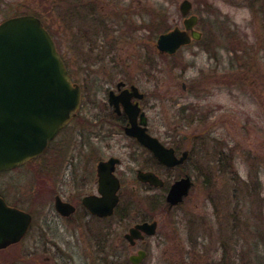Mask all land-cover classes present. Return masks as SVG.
Segmentation results:
<instances>
[{
    "label": "rangeland",
    "instance_id": "374dc122",
    "mask_svg": "<svg viewBox=\"0 0 264 264\" xmlns=\"http://www.w3.org/2000/svg\"><path fill=\"white\" fill-rule=\"evenodd\" d=\"M180 1L0 0V21L18 14L39 17L73 80L83 83L89 91L95 90V86L114 85L124 78L150 92L157 86V101L150 99L156 106L149 114L153 116L156 112L163 142L170 141L174 130L179 138L186 134L202 136L203 147L183 166L159 171L168 184L185 173L191 177L193 185L181 204L170 213L156 206L158 210L152 213L154 208L149 211L147 202L153 194H163V190H140L143 211L148 210L150 216L158 218L157 231L148 238L144 264H211L223 255L215 264H264V42L258 44L261 51L258 45L253 50L255 63H252L253 30L248 3L234 6L228 0H192L193 11L200 15L206 1L212 10L230 13L236 26L232 24L228 29L232 32L228 36L229 47L236 48L231 51L238 55L225 50L218 77L207 82L200 81L211 69L203 51L195 57L186 51L177 59L159 58V68L154 70L149 65L152 61L145 57L153 51L156 28L147 21L159 17L172 25L174 19H180ZM89 2L94 9L91 12H95L100 22L93 24L89 9L79 8ZM139 21L144 22V28H140ZM176 62L184 68L180 65L174 68ZM182 82L192 84L193 91L182 92ZM175 83L177 86L172 88ZM181 92L183 96L178 99ZM189 102L196 103L201 113L213 110L210 122L180 121L176 129L175 107ZM81 116L85 118L86 114L82 112ZM80 122L74 121L73 127L59 136L67 153L77 154L82 138L88 134V125ZM108 142L110 146L105 148L103 142L96 141V156L117 154L127 169L139 162L129 157V149L123 147L126 139L121 134ZM219 151L223 152L222 161H218ZM37 160L28 165L42 164ZM61 160L56 159L54 164H61ZM12 173H16L17 181L27 176V171L21 168L3 174L0 180L9 182ZM127 173L126 181L132 176L130 171ZM130 222L128 219L113 228L120 234L127 227L125 223ZM116 236L117 233L109 238V244H117Z\"/></svg>",
    "mask_w": 264,
    "mask_h": 264
},
{
    "label": "flooded vegetation",
    "instance_id": "af4514ba",
    "mask_svg": "<svg viewBox=\"0 0 264 264\" xmlns=\"http://www.w3.org/2000/svg\"><path fill=\"white\" fill-rule=\"evenodd\" d=\"M181 1L178 4L180 19L178 21L174 19L172 25L165 24L166 22L159 20V17L152 22L147 21L152 27L156 28L154 30L156 35L153 37V51H150L145 58L152 61L149 65L155 70L159 68V58L177 59L181 55L187 54L186 51L189 52V55L195 57L200 51H203L210 61L208 65L211 66V69L209 75L203 76L200 81L207 82L211 78L218 77L223 67L225 50L233 56L238 55L233 52L236 51V48L229 47L231 42L229 41L230 37H228L232 34L228 30L230 25L233 24L232 27H235L236 23L230 19L229 12H224L221 9L212 10L207 1L204 2L205 6L201 15L193 11L192 0H189L191 3L189 11L182 14ZM228 1L234 6H239L241 3L249 4L250 27L253 30L250 59H253L252 63H255L253 50L257 48L260 41L264 42V0ZM84 6L89 9L91 22L93 24L96 21L100 22L94 15L95 12H91L94 10L92 2L80 4L79 8ZM126 14L128 15V12ZM193 16L194 20L191 21V25L188 27V21ZM138 23L140 28H144L143 21ZM175 28L185 30L189 35V41L181 43L172 52L160 50L158 47L159 37ZM192 31H197L199 36H192ZM225 41H228V43ZM258 48L260 51L262 50L259 45ZM179 65L177 62L173 64L174 68ZM179 67L184 68L182 65ZM75 82L79 84L81 89V102L74 117L59 129L40 155L10 170L0 171V177L5 173H11L13 170L21 168L27 171L25 173L27 176L23 177L22 181L16 180V173H12L7 183L0 180V198L7 207L19 209L30 216L29 225L20 239L0 247L1 264H144L148 256V238L155 235L158 226V218L153 215L150 216V209L154 208L151 210L153 213L160 206L165 211L169 210L166 213H170L174 207L181 204L169 207L166 202V194L171 184H168L163 176L159 174V171H170L174 167L183 166L192 158V155H195L203 147L205 142L202 136L199 138L198 135L186 134L179 138L178 131L174 130L170 136V141L163 142L161 140L159 122L155 119L156 112L152 111L154 118L149 114V111L154 110L156 106V103L150 101V99L153 97L154 101H157V86H154L155 90L150 92L138 86L132 79L124 78L119 79L114 85L95 86V90L91 88V91H89L90 89L82 85L83 83ZM132 85L137 87L138 92L133 93L131 90ZM191 85L182 82L180 85L181 91H193ZM176 86L175 83L171 87ZM124 91H127L126 95L123 94ZM175 91L178 92L179 90L176 88ZM182 92L179 94L178 99L183 96ZM125 96L127 101L124 100ZM111 98L113 103L110 102ZM125 102L129 103L130 106H134L132 107V117L129 116L127 111L130 107L126 106ZM125 107H127V110ZM85 108H87V111ZM201 111V108L194 102L178 104L174 110V116L178 122L175 123V128L177 129V126H180L181 123L184 124V122H210L213 110L208 109L205 113H201ZM82 112L86 114L85 118L81 116ZM74 121L87 124L89 131L86 136L83 135L86 138H82L77 154H70L67 153L64 147L65 144L59 139V136L73 127ZM133 125L145 128L149 135L157 138L166 147L173 148L176 157H180L186 151L185 160L174 166L163 165L147 147L140 144L135 137L125 133V128ZM118 134L126 139L123 147L129 149V157L139 162L143 161L144 164L138 162L133 168L129 167L127 169V165L125 167L122 165V157L117 154L96 156L94 148L96 141L103 142L101 145L106 148L110 146L108 140ZM199 143H202V145ZM222 153V151H219L218 161H222ZM111 158L116 161L111 165H107L106 170L111 167L110 174L116 177L119 185L116 191L117 201L111 212L108 213L111 198L107 190H100V188L102 183L101 174L106 179L105 189L109 175L104 172L100 173L102 167L99 166V163L107 162ZM36 159H38L37 161L41 160L40 163L42 164L28 165V163L35 162ZM56 159L58 161L62 159L61 164H54ZM139 170L155 173L163 180V185L154 186L149 182L138 179ZM127 171L132 173L128 181L125 180L127 178L126 174H128ZM183 176L189 175L185 173L178 178ZM24 180L26 181L24 182ZM111 181L112 178L109 180L110 184ZM128 185H131V187L128 188ZM156 188L162 189L163 194H158L159 196L153 194L151 201L147 202L149 211L145 208L149 212L147 213L140 206L142 203L140 190L150 192ZM156 206H158V209H155ZM128 219L131 222L129 224L125 223L127 227L123 229L120 235L113 226H117ZM144 222H156L153 233H148L139 228L135 230L136 232L131 233L132 227L134 228L137 224ZM115 233H117V244L114 246L109 244V238ZM190 253V259H192L193 253L192 251ZM223 256L218 260H221ZM217 262L209 263L215 264Z\"/></svg>",
    "mask_w": 264,
    "mask_h": 264
},
{
    "label": "water",
    "instance_id": "95a60500",
    "mask_svg": "<svg viewBox=\"0 0 264 264\" xmlns=\"http://www.w3.org/2000/svg\"><path fill=\"white\" fill-rule=\"evenodd\" d=\"M191 8L189 0H182L180 9L185 14ZM192 18V19H191ZM189 19L188 27L194 16ZM192 36L198 37L197 31ZM185 30L175 28L158 39L162 51L172 52L181 43L188 42ZM122 84V82H120ZM133 93L138 92L132 85ZM127 91L123 94L126 95ZM130 95V94H129ZM141 95V94H140ZM126 97V96H125ZM129 97V96H128ZM127 101V97L124 98ZM81 102V89L73 82L68 69L56 48L55 42L39 17L34 14H18L0 22V171L9 170L41 154L47 143L76 114ZM110 102L113 103L112 98ZM129 116L132 117V107ZM125 133L147 147L161 163L174 166L185 160L187 152L176 157L171 147H166L145 128L133 125ZM116 160L100 162V173L112 178L111 184L101 174L100 190H107L111 202L108 213L117 201L118 180L110 174ZM111 175V177H110ZM138 179L154 186H162L163 180L151 171H138ZM192 185L190 176L176 179L168 189L166 202L169 207L181 203ZM30 216L19 209L7 207L0 198V247L20 239L26 231ZM153 233L156 222H144L131 228ZM143 253L141 252V255ZM1 264V263H0Z\"/></svg>",
    "mask_w": 264,
    "mask_h": 264
},
{
    "label": "trees",
    "instance_id": "16d2710c",
    "mask_svg": "<svg viewBox=\"0 0 264 264\" xmlns=\"http://www.w3.org/2000/svg\"><path fill=\"white\" fill-rule=\"evenodd\" d=\"M45 24V23H44Z\"/></svg>",
    "mask_w": 264,
    "mask_h": 264
}]
</instances>
